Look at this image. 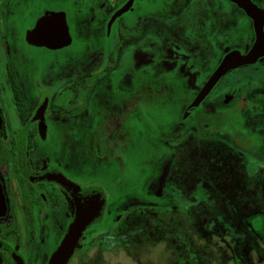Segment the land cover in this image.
I'll list each match as a JSON object with an SVG mask.
<instances>
[{
	"label": "flooded vegetation",
	"instance_id": "flooded-vegetation-1",
	"mask_svg": "<svg viewBox=\"0 0 264 264\" xmlns=\"http://www.w3.org/2000/svg\"><path fill=\"white\" fill-rule=\"evenodd\" d=\"M250 2L264 32V0ZM79 34L84 53L62 56ZM257 40L234 0H0V264H49L93 196L103 216L68 264H159L142 254L162 243V264H264V144L242 145L225 125L256 131L264 54L198 100ZM157 80L181 90L165 124ZM115 93L111 107L103 97ZM139 119L161 154L142 191L110 193L115 153L101 146L119 149Z\"/></svg>",
	"mask_w": 264,
	"mask_h": 264
},
{
	"label": "rangeland",
	"instance_id": "rangeland-1",
	"mask_svg": "<svg viewBox=\"0 0 264 264\" xmlns=\"http://www.w3.org/2000/svg\"><path fill=\"white\" fill-rule=\"evenodd\" d=\"M77 39L76 48L67 53H63L62 56L70 57L78 54L80 58L84 53L86 42L84 40L85 38L80 34ZM167 85L168 83L163 80H157V82L154 83L155 94L158 97L155 113H157L159 122L163 124L169 122L168 118L165 117L166 114H173L172 116L175 118L176 102L181 93L180 89H176L173 92L172 90L169 91L170 88H167ZM105 93L108 92L105 90ZM108 97L110 96L107 95L103 97V99L109 101L112 107L113 104L117 103L116 101H119L120 95L115 93L111 98L112 101L109 100ZM161 101L167 103H162ZM103 108L109 109L106 104L103 105ZM99 111H102V103L97 109H94L95 114ZM145 121L144 119H139L136 126H134L133 123L126 125L124 130L120 133L119 139H121V143L119 149H111L110 146L106 144L101 146V152L105 155L108 156L113 152L115 153L114 164L103 170H106L104 183L110 193L140 192L145 188L148 172H151L156 160L161 154V152L157 151L152 145V140L155 136L149 130ZM255 122L254 120L251 121L250 127L257 128L256 131L252 133H244L246 130L242 129L243 127L238 129L239 126L233 124L229 125L227 122L225 125L227 126L226 129L233 133L236 139L239 140L238 142H241L242 145L249 146V143H256L258 146H261L264 144V116H261L257 122ZM259 150H261L262 153L264 152L262 147H260ZM139 157L141 159H138ZM198 159L199 158H197L196 161H198ZM150 160H153V162L151 163ZM167 255H169V257L171 256L170 251H167L166 244L162 243L157 246L156 252L152 256L148 253H144L142 257L148 261L156 260L157 263L162 264L161 261H163Z\"/></svg>",
	"mask_w": 264,
	"mask_h": 264
},
{
	"label": "water",
	"instance_id": "water-1",
	"mask_svg": "<svg viewBox=\"0 0 264 264\" xmlns=\"http://www.w3.org/2000/svg\"><path fill=\"white\" fill-rule=\"evenodd\" d=\"M238 2L248 13L255 19V24L258 32V40L252 51L247 55H242L240 52H234L225 58L220 67L215 71L208 84L204 87L198 96V100L203 98L217 80L225 74L230 68L236 67L240 64L251 63L257 60V58L264 54V32L262 30V22L260 23L259 14L254 11L250 0H234ZM264 20V18H263ZM93 203V207L90 209H83L79 212L76 220L71 224L69 231L67 232L64 240L58 249L53 253L49 264H68L70 257L72 256L75 248L77 247L80 238L84 230L91 224L101 220L104 209L105 200L98 196L90 198Z\"/></svg>",
	"mask_w": 264,
	"mask_h": 264
}]
</instances>
